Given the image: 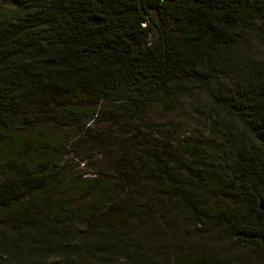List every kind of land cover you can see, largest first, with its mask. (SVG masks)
<instances>
[{"label": "trees", "instance_id": "16d2710c", "mask_svg": "<svg viewBox=\"0 0 264 264\" xmlns=\"http://www.w3.org/2000/svg\"><path fill=\"white\" fill-rule=\"evenodd\" d=\"M2 2L0 264H255L187 243L264 255V0ZM196 91L209 134L149 119ZM70 138L106 167L68 175Z\"/></svg>", "mask_w": 264, "mask_h": 264}, {"label": "rangeland", "instance_id": "374dc122", "mask_svg": "<svg viewBox=\"0 0 264 264\" xmlns=\"http://www.w3.org/2000/svg\"><path fill=\"white\" fill-rule=\"evenodd\" d=\"M7 9L0 0V11ZM250 47L252 53L258 57H264V41L253 38ZM207 99L201 91L185 94L178 97L169 107L152 105L148 112L151 121L172 127L181 137L207 135L211 130L205 117ZM208 126V127H207ZM208 131V132H207ZM66 150L61 159L60 167L67 170V174L76 175L86 173L84 177L106 167L103 157L98 151L91 150L83 142L66 140ZM64 167V168H63ZM191 242L187 243V250L219 251L226 255L245 256L255 264H263L264 255L253 246H241L237 244L221 228L206 227L201 230L192 229Z\"/></svg>", "mask_w": 264, "mask_h": 264}]
</instances>
